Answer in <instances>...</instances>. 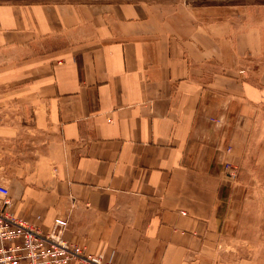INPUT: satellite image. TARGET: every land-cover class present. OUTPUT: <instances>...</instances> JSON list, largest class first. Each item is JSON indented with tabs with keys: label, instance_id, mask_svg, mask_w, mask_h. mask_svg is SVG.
<instances>
[{
	"label": "crops",
	"instance_id": "obj_1",
	"mask_svg": "<svg viewBox=\"0 0 264 264\" xmlns=\"http://www.w3.org/2000/svg\"><path fill=\"white\" fill-rule=\"evenodd\" d=\"M228 7L0 0V213L101 264H256L217 206L225 163L264 166V2Z\"/></svg>",
	"mask_w": 264,
	"mask_h": 264
},
{
	"label": "rangeland",
	"instance_id": "obj_2",
	"mask_svg": "<svg viewBox=\"0 0 264 264\" xmlns=\"http://www.w3.org/2000/svg\"><path fill=\"white\" fill-rule=\"evenodd\" d=\"M191 11L204 6H228L262 3L264 0H181ZM212 17V12H199ZM255 152L248 153L241 165H236L235 177L226 174L222 196L217 206L218 234L221 250L232 259L250 258L264 264V166L257 163ZM235 166V165H234Z\"/></svg>",
	"mask_w": 264,
	"mask_h": 264
},
{
	"label": "built area",
	"instance_id": "obj_3",
	"mask_svg": "<svg viewBox=\"0 0 264 264\" xmlns=\"http://www.w3.org/2000/svg\"><path fill=\"white\" fill-rule=\"evenodd\" d=\"M226 175L235 177L236 166L225 163ZM0 200L8 205V189L0 184ZM68 227L64 218L56 217L49 231H42L28 222L0 213V264H69L81 261L101 264L100 258L85 253L78 244L63 238Z\"/></svg>",
	"mask_w": 264,
	"mask_h": 264
}]
</instances>
